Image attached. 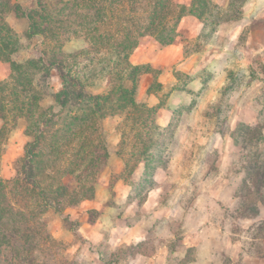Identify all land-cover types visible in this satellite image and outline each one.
<instances>
[{
    "label": "rangeland",
    "instance_id": "1",
    "mask_svg": "<svg viewBox=\"0 0 264 264\" xmlns=\"http://www.w3.org/2000/svg\"><path fill=\"white\" fill-rule=\"evenodd\" d=\"M70 1L0 0V60L10 67L9 76L0 84V100L6 107L0 110L5 117L0 128V192L17 209L26 207L17 194L24 187L26 143L33 139L27 135L25 142L20 141L19 131L25 132L31 123L27 120L29 105H20V101L23 96L36 95L43 109L58 110L54 93L61 88V78L55 68L46 75L48 63L63 61L65 71L78 77L91 93L106 94L111 87L110 77L97 70L100 56L93 51L86 56L81 52L94 47L84 40L76 25L68 24L65 14ZM248 2L252 1L224 0L219 4L215 0H195L192 9L200 14L203 32L187 41L185 51L215 44L222 52L208 48L205 65L195 76L174 68V78L167 84L157 80V68L139 64L142 72L135 98L144 106L120 108L126 102L114 96L106 107L110 113L99 121L102 145L109 154L94 169L93 196L73 205L64 198L58 207L48 208L40 216L39 224H18L20 233L15 244L19 257L13 259L3 245L0 264H29L23 259L27 255L24 248L29 246L33 264H115L114 255L146 252L143 245L119 246L109 252L104 241L92 243L80 229L76 206L102 199L123 215L122 182L132 184L131 196L139 199L153 184L157 168L167 173L160 182L164 203L177 208L162 231V258L143 259L139 264H264V0ZM48 15L55 16L58 25L52 34L40 33ZM219 59H226V65H217ZM24 71L27 74L18 79L17 73ZM196 77L198 82L191 83ZM184 91L186 96L179 95ZM173 92L176 97H171ZM169 103V125L156 123V127L157 108ZM69 109L47 128L37 148L44 151L43 157L49 154L47 145L60 141L65 116H81L84 112L76 107ZM73 143L79 146L81 140ZM74 162V157L67 155L51 164L56 167L53 173L68 189L76 187L77 177L87 176L83 167L72 171ZM142 164L145 176L133 180L132 172L141 173ZM33 171L37 177L35 165ZM15 179L18 181L13 184ZM97 214L89 211L81 218L87 221ZM103 219L108 222L107 215ZM34 228L49 233V243L38 238L27 240L25 236Z\"/></svg>",
    "mask_w": 264,
    "mask_h": 264
},
{
    "label": "trees",
    "instance_id": "2",
    "mask_svg": "<svg viewBox=\"0 0 264 264\" xmlns=\"http://www.w3.org/2000/svg\"><path fill=\"white\" fill-rule=\"evenodd\" d=\"M194 3L195 0H192L190 5L175 0H71L67 3L65 18L68 24L76 25L84 40L94 47L92 50L83 49L81 52L86 56L93 51L100 56L97 70H100L102 76L107 74L110 77L111 87L106 94L87 91L78 77L65 71L63 61L56 59L48 63L46 75H49L50 69L55 68L61 78V88L54 93L58 110L43 109L36 95L23 96L20 105H29L27 120L31 122L27 125L25 134L33 136V139L26 143L25 179L22 184L24 187H20V193L17 194L26 207L17 209L9 202L8 196L0 192V252L1 247L5 245L10 256L18 259L20 251L15 243L19 237L17 234L20 233L19 225L31 221L39 224L40 216L48 208L58 207L64 198H68L69 203L73 205L81 199L93 196L94 169L99 164V160L108 157L109 154L102 145L104 138L99 132V121L110 113L106 107L110 105L114 96H120L125 100L126 104L120 108L144 106L135 98L137 80L142 71L141 65L130 62L131 52L144 36L152 37L160 45L172 43L177 36V27L183 16L191 14L200 18V14L192 9ZM48 17L46 27L40 33L52 34L53 28L57 27L58 21L54 20L55 16L48 15ZM30 22L34 26L37 25L31 16ZM30 64L33 68L36 67L34 61ZM83 67L85 68L86 65ZM14 70L16 67L13 65V73H16ZM95 70L93 68V71ZM26 74V71L17 73V78H24ZM3 81L0 80V84ZM71 107L84 112L81 116H65L66 121L62 124L63 133H60V141L56 140L47 145L45 148L49 154L43 157L44 151L39 152L37 148L46 137L47 128L60 120L58 116L65 109H69L70 112ZM4 108L6 107L1 99L0 110ZM0 118L4 124L5 117L1 112ZM153 124L158 127L155 121ZM76 139L81 140L79 146L73 143ZM67 155H72L75 159L72 163V171L83 167L87 172L85 178L75 179L77 185L73 189H68L63 184L62 178L53 173L56 167L51 165L54 159ZM34 165L37 169V177L33 171ZM17 181L15 179L13 184ZM17 184L19 185V182ZM8 227L15 232H9ZM32 230L25 236L29 241L38 238L40 242L49 243L52 239L49 233L39 228H34L33 232ZM31 250L30 246L24 248L27 255L23 259L29 264H33L35 260Z\"/></svg>",
    "mask_w": 264,
    "mask_h": 264
},
{
    "label": "crops",
    "instance_id": "3",
    "mask_svg": "<svg viewBox=\"0 0 264 264\" xmlns=\"http://www.w3.org/2000/svg\"><path fill=\"white\" fill-rule=\"evenodd\" d=\"M15 1L20 2L21 0ZM191 1L179 0L178 2L190 5ZM215 1L219 4L224 2V0ZM251 1L248 3H256V0ZM202 32L203 23L201 20L195 15L187 14L179 21L177 36L172 43L160 45L152 37L144 36L139 40L137 47L131 52L129 60L133 64H149L151 67L157 68L159 70L157 80L162 84H167L174 78L172 73L174 68L184 70L187 74L195 76L198 68H202L205 65L203 61L207 53L206 50H210L211 48V50H214L215 47V49H219V53L222 52V48L215 46V44H208L205 48L201 46L197 50L186 52L185 44L187 41L196 39ZM147 37L152 38L154 43H147L152 41L147 40ZM226 62V59H219L217 65L222 67L226 65ZM9 73V63L0 60V80L7 78ZM197 82L198 78L196 77L191 83L196 84ZM186 94L188 93L184 91L179 95L186 96ZM171 97H176L174 92L171 94ZM147 102H149V98ZM171 107L172 105L169 103L167 106H159L157 108L156 123L158 125L162 127L169 125L172 116ZM2 125L3 120L0 118V128ZM19 134H21L20 141L22 143L25 142L27 140L25 132L20 130ZM139 168L141 169V173L132 172L133 180H139L140 176L141 178L145 176V172H143L146 169L145 165L142 164ZM159 169L157 168L152 175L151 181L153 184L146 188L139 199L135 196L132 198L133 196H131L132 184L122 182L124 194L120 198L125 202V212L123 215L117 212L115 205L104 204L102 199L82 201L76 206L78 207L76 216L81 223L80 229L84 237L92 243L104 241L108 245L106 251L108 250L109 252L117 251L119 246L125 245L131 247L143 245L147 247V251L144 252L145 254L140 253V251H132L125 257L114 255V259L116 260H113L112 263L139 264L140 261L143 262V259L154 260L158 256L162 258V255H160L162 248H164L161 246L164 243L162 231L167 224L166 219H170L173 216L177 205H172V207L165 205L163 200L164 192L160 182L166 179L167 173ZM129 196L131 197L129 198ZM89 211L97 212V218L87 219V221L81 218L82 213H88ZM105 215L108 216V222H105L103 219ZM152 246H154V250ZM163 259H165V255Z\"/></svg>",
    "mask_w": 264,
    "mask_h": 264
}]
</instances>
